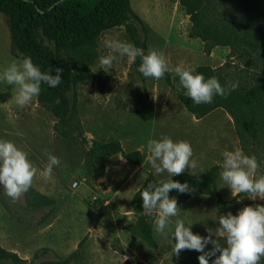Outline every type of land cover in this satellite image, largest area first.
Instances as JSON below:
<instances>
[{
    "label": "rangeland",
    "instance_id": "1",
    "mask_svg": "<svg viewBox=\"0 0 264 264\" xmlns=\"http://www.w3.org/2000/svg\"><path fill=\"white\" fill-rule=\"evenodd\" d=\"M203 1L207 2L212 19L223 24L237 23L247 14H264V0ZM130 3L148 29L147 52H162L170 67L192 70L209 66L225 75L228 83L238 86L264 82V21L255 28L262 37L258 49L246 50L235 44L210 48L192 36L191 15L180 1ZM107 41L133 44L126 27L120 26L104 32L95 48L61 53L75 78L73 138L55 133L57 120L50 106L34 98L20 108L13 99L14 86L0 82V140L10 141L27 153L40 171L47 164L46 152L60 160L50 178L44 179L38 173L31 188L15 202L0 187V245L16 252L28 264L37 252L41 253L38 264L63 260L75 252L78 256L71 264H199L200 252L183 250L176 256L167 237L174 230L176 219L183 220L194 234L207 236L206 228H215L218 216L223 215L215 196L177 192L170 197L177 200L180 211L178 217L170 218L164 235L155 233L154 216H148L153 224L154 246L137 231L140 216L133 211L131 202L145 180L142 168L157 179L169 177L167 173L157 175L151 168L147 141L169 137L174 142H188L192 159L198 164L197 176L218 166L217 190L229 202L228 211L235 215L245 206L264 205V200L252 201L245 193L231 195L220 177L223 153L241 150L255 156L259 163L257 176L264 175V125L255 137L242 133L247 137L242 140L237 123L224 108L197 117L163 78L142 81L126 56L114 54L117 58L112 69L105 73L99 69V57L111 53L105 47ZM46 44L55 50L53 43L46 40ZM13 61L22 59L12 53L8 19L0 13V72ZM114 140L120 141L126 152L141 151L144 163L135 166L116 154L107 161L105 177L98 178L91 167L90 145L94 141ZM200 168L205 172L199 173ZM211 247L209 244L205 250ZM45 248L49 251L42 253Z\"/></svg>",
    "mask_w": 264,
    "mask_h": 264
},
{
    "label": "trees",
    "instance_id": "2",
    "mask_svg": "<svg viewBox=\"0 0 264 264\" xmlns=\"http://www.w3.org/2000/svg\"><path fill=\"white\" fill-rule=\"evenodd\" d=\"M173 1H180L188 8L192 21V36L202 39L209 44L210 48L235 44L246 50H256L261 46L262 37L255 33V28L258 23L264 21V14L262 17L258 12L254 15L247 14L237 23L223 24L220 20L212 19L207 2L204 3L203 0ZM0 13L8 19L14 55L22 60L26 57L31 58L33 64L42 72L52 75H55L57 67L64 69L61 83L54 88L42 83L40 94L35 98L39 103L50 106L57 120L54 125L55 133L67 139L76 135L71 121L76 112L77 97L74 92L73 72L63 61L61 53L95 48L104 32L120 26L126 27L133 45L147 53L148 29L140 17L133 12L130 0H0ZM46 40L53 43L55 50L46 44ZM262 49L264 50V47ZM140 63L141 59L137 57L133 67L141 80L146 81L147 78L138 71ZM192 70L203 74L206 79L217 78L222 87L230 84L225 75L212 67L198 66ZM163 79L175 91L188 111L197 117H203L218 107L224 108L237 123L242 140L247 138L243 137L242 133H249L251 137H255L264 125V82H258L249 87L238 86L226 98L217 95L213 97L211 103L195 104L184 94L183 88L178 90V77L174 78L172 73H165ZM71 94H73L72 97ZM116 154H120L135 166L140 167L144 163L141 151L126 152L118 140L106 143L94 141L90 145L89 157L91 167L98 178L105 177L107 161ZM219 170L220 168L216 166L201 176L184 173L172 179L180 183L187 182L193 189L187 194L215 196L218 210L226 215L229 212V202L217 190ZM142 172L145 174V180L134 195L131 207L140 216L136 226L139 235L149 245L154 246L156 242L153 224L149 217L143 214L141 193L149 183L158 184L161 180L143 168ZM169 179L171 177L162 180ZM177 192L172 190L169 197ZM47 203L55 202L47 200ZM48 251L46 248L41 250L42 253ZM40 255L41 253L37 252L30 264H38ZM77 256L78 252H75L63 260L42 264H71ZM7 262L28 264L27 260L22 259L16 252L6 250L0 245V264ZM261 262H264V258Z\"/></svg>",
    "mask_w": 264,
    "mask_h": 264
},
{
    "label": "clouds",
    "instance_id": "3",
    "mask_svg": "<svg viewBox=\"0 0 264 264\" xmlns=\"http://www.w3.org/2000/svg\"><path fill=\"white\" fill-rule=\"evenodd\" d=\"M105 47L111 50L109 55L99 57V69L109 73L113 61L120 57H127L129 63L141 59L138 71L145 78L160 80L165 73H172L179 78L178 90L183 88L184 94L195 104L211 103L214 96L227 97L236 90L238 83H231L222 87L215 77L205 78L203 74L180 66L170 67L162 52L149 50L147 54L131 43L122 41H107ZM64 69L57 67L55 75L42 72L35 66L31 58L13 61L0 72V82L14 86L15 104L24 108L28 106L41 91V84L50 88L61 83ZM139 86V85H137ZM148 162L155 174L167 173L171 179L161 180L158 184L149 183L142 191V209L145 215L154 216V231L164 235L172 217H178L180 208L175 198L169 193L176 190L179 193H190L193 189L187 182L180 183L172 177L184 174L197 175L198 164L192 159L193 150L186 141L174 142L169 137L147 141ZM47 164L43 171L33 166L27 158V153L18 149L10 141L0 140V187L11 201H17L32 186L33 180L39 176L50 178L53 168L60 166L58 157L45 153ZM259 163L255 156L245 155L241 150L225 151L220 177L231 190L233 197L245 193L252 201L264 200V175L257 176ZM205 172L203 168L199 173ZM218 225L208 227L207 236L194 234L190 227H186L183 220L176 219L174 230L168 235L174 255L179 256L183 250L200 252L199 264H261L264 258V205H248L233 215L218 216ZM174 238V243H173ZM223 241V243H221ZM212 245L210 250L206 246ZM214 257V259H213Z\"/></svg>",
    "mask_w": 264,
    "mask_h": 264
}]
</instances>
